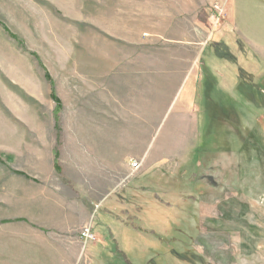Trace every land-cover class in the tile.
<instances>
[{
  "label": "rangeland",
  "instance_id": "374dc122",
  "mask_svg": "<svg viewBox=\"0 0 264 264\" xmlns=\"http://www.w3.org/2000/svg\"><path fill=\"white\" fill-rule=\"evenodd\" d=\"M0 25L61 103L58 173L44 71L0 26V220L24 181L46 192L47 238L90 227L73 264H264V0H0ZM8 62L45 84L28 116L10 108L24 96ZM135 191L158 196L132 220L145 233L121 225ZM191 196L196 254L169 243L183 242L171 227L190 223Z\"/></svg>",
  "mask_w": 264,
  "mask_h": 264
},
{
  "label": "crops",
  "instance_id": "0c3cea01",
  "mask_svg": "<svg viewBox=\"0 0 264 264\" xmlns=\"http://www.w3.org/2000/svg\"><path fill=\"white\" fill-rule=\"evenodd\" d=\"M102 28L108 35L111 34L106 31L105 27ZM123 31H126V27L123 28ZM120 34L118 33L117 37L124 38L123 34ZM113 36L116 37V35ZM140 38V33H136L134 29L133 35L129 37V42L136 43ZM11 59L13 60V57ZM11 59L10 61H12ZM7 65L9 69L7 67L3 68L5 78L11 86L17 87V91L26 97H22L17 92H11L14 99L11 100L10 108L17 111L21 109L22 115L28 116L30 112H34L33 105H39L40 102L45 101V84L42 83L29 65L24 67L9 62ZM16 101H20L23 108L19 109L18 105H15ZM19 148L21 151L24 149L29 151L28 154H32L33 150L39 149L38 145L34 143H26ZM24 154L26 153L24 152ZM36 155L39 156L40 154ZM12 180L21 182L15 176ZM21 184H23L22 188L11 185V215L2 219L11 220V222L0 224V247L5 245L7 251L6 253L3 252L4 250L1 251L0 264H73L78 258V247L82 245L78 233L70 232L71 227H65L61 229L64 236H59L56 239L53 237L47 238L46 233L41 230H47L44 224L46 192L24 181ZM85 219L86 217L83 216L82 222ZM77 226L79 224L75 225V227ZM9 251L11 252L8 253Z\"/></svg>",
  "mask_w": 264,
  "mask_h": 264
},
{
  "label": "trees",
  "instance_id": "16d2710c",
  "mask_svg": "<svg viewBox=\"0 0 264 264\" xmlns=\"http://www.w3.org/2000/svg\"><path fill=\"white\" fill-rule=\"evenodd\" d=\"M2 26V25H0ZM4 28V30L7 32L9 38H11L12 40H14L16 42L17 45H19L22 49L23 52L31 55L39 64V66H41V68L43 69L44 71V78L46 79L49 87H50V98L51 100L55 103V108H54V111H53V119H54V129H53V135L55 137V144H54V148H53V163H54V169L59 173L60 172V169L58 167V164H57V159H58V151L60 149V142H61V121H60V118L58 116L59 114V110L61 108V103H60V100L57 98L56 94H55V91H54V85H53V81H52V78L50 77V75L48 74L47 71H45L43 65H41L36 53L34 52H31V51H28L27 48L25 47L24 45V42L22 39H20L19 37H17L16 35H13L11 33H9L7 31V29L2 26ZM19 175H22L24 176L26 179H29V177L23 173H17ZM35 181V180H34ZM139 195L140 197H143V194L142 193H137V191H135L133 194H131V199L128 201V209H127V212L128 214H133V216H130L128 217L127 219V224H121L122 227L134 232L137 234V232L139 233H145L144 229L143 230H140L142 227L140 225H137V227H132V226H135L136 224L132 223V220L135 222L137 221L135 219V216H137V208L138 206H144V210L143 212H147V213H150L151 210L153 209L152 208V204L153 202H151L150 204L147 202V201H150L151 200V196L153 195L154 199L157 198L158 196L154 193H151L150 194V191L147 192V195H145L144 199L142 198L141 200H139ZM161 198V197H160ZM191 200V212H189V215H190V218H189V221L190 223H187V225L185 224H178L180 227L178 226H174V227H171V229H173L174 232H179V236L178 237L179 239H183V242H175V240H172L171 242H169L171 245V249L174 250V248H178L180 250H184L185 252H189L192 251L195 252L196 254V248L195 247H190V243L192 241H197L199 240V238H201V234L199 232V230L197 229V226H196V217H195V213H196V207L195 205L193 204L194 203V199L195 197L191 196V197H188L187 199ZM147 200V201H144L143 200ZM153 199V200H154ZM142 203V204H141ZM137 206V207H136ZM133 207V209H131ZM166 208H168L166 205H165ZM152 208V209H151ZM151 209V210H150ZM8 221L7 220H2L0 221V224L2 223H7ZM173 225V224H172ZM181 225H185L184 227H181ZM42 231L44 232H49V230H44V229H41ZM166 232V231H165ZM177 235V234H176ZM151 236L153 238H160L161 236L163 235H159V234H151ZM174 238H177L176 236ZM113 247L115 249V252H117L118 254L122 255L123 257L125 256L123 254V252L119 251L117 249V245H116V241H114L113 243ZM195 249V250H194ZM183 252V251H182ZM128 262V261H127Z\"/></svg>",
  "mask_w": 264,
  "mask_h": 264
},
{
  "label": "built area",
  "instance_id": "2783aa9c",
  "mask_svg": "<svg viewBox=\"0 0 264 264\" xmlns=\"http://www.w3.org/2000/svg\"><path fill=\"white\" fill-rule=\"evenodd\" d=\"M130 168L135 171L138 169V163L136 161H133L130 163ZM80 238L84 240L85 243H88V241L95 240L94 235L92 234L89 226H84L82 228V231L80 232Z\"/></svg>",
  "mask_w": 264,
  "mask_h": 264
}]
</instances>
